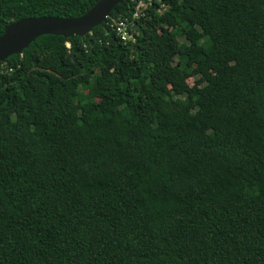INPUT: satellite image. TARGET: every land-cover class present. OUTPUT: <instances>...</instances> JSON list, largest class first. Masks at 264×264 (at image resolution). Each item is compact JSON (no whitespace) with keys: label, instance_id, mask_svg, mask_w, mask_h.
Masks as SVG:
<instances>
[{"label":"trees","instance_id":"16d2710c","mask_svg":"<svg viewBox=\"0 0 264 264\" xmlns=\"http://www.w3.org/2000/svg\"><path fill=\"white\" fill-rule=\"evenodd\" d=\"M137 2L0 66V264H264V0Z\"/></svg>","mask_w":264,"mask_h":264},{"label":"water","instance_id":"95a60500","mask_svg":"<svg viewBox=\"0 0 264 264\" xmlns=\"http://www.w3.org/2000/svg\"><path fill=\"white\" fill-rule=\"evenodd\" d=\"M125 1L97 0L86 13L78 17L28 16L7 24L0 35V63L5 64L10 56L22 54L32 42L46 34L65 38L85 36L95 27L107 23L113 9Z\"/></svg>","mask_w":264,"mask_h":264},{"label":"built area","instance_id":"2783aa9c","mask_svg":"<svg viewBox=\"0 0 264 264\" xmlns=\"http://www.w3.org/2000/svg\"><path fill=\"white\" fill-rule=\"evenodd\" d=\"M154 1L162 3V0H138L131 19L113 20L112 26L123 42L136 41L137 34L134 31L136 20L146 15L147 8L153 5ZM162 6L165 7L163 3ZM0 66H4V63H0ZM9 71H13V68H10Z\"/></svg>","mask_w":264,"mask_h":264},{"label":"rangeland","instance_id":"374dc122","mask_svg":"<svg viewBox=\"0 0 264 264\" xmlns=\"http://www.w3.org/2000/svg\"><path fill=\"white\" fill-rule=\"evenodd\" d=\"M172 62L176 64L178 62V58L176 56H172ZM195 78H190L189 83L192 84L194 82Z\"/></svg>","mask_w":264,"mask_h":264},{"label":"flooded vegetation","instance_id":"af4514ba","mask_svg":"<svg viewBox=\"0 0 264 264\" xmlns=\"http://www.w3.org/2000/svg\"><path fill=\"white\" fill-rule=\"evenodd\" d=\"M111 17V16H110ZM14 22V21H13ZM12 23V22H11ZM10 24V23H9Z\"/></svg>","mask_w":264,"mask_h":264}]
</instances>
